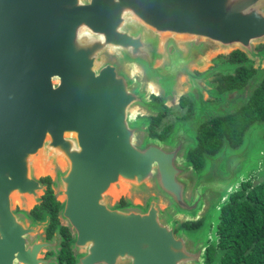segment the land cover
<instances>
[{
    "label": "water",
    "instance_id": "1",
    "mask_svg": "<svg viewBox=\"0 0 264 264\" xmlns=\"http://www.w3.org/2000/svg\"><path fill=\"white\" fill-rule=\"evenodd\" d=\"M257 42L264 0H0V174L18 166V133L41 130L61 163V214L75 234L76 264H204L208 229L175 232L160 203L195 218L209 193L215 232L251 161L233 158L221 177L217 159L207 175L185 177L191 167L179 158L194 141L181 130L166 147L143 139L147 122L136 118L152 104L139 83L170 95L209 45L260 59ZM119 183L144 196V208L130 200L116 207L108 191Z\"/></svg>",
    "mask_w": 264,
    "mask_h": 264
},
{
    "label": "rangeland",
    "instance_id": "2",
    "mask_svg": "<svg viewBox=\"0 0 264 264\" xmlns=\"http://www.w3.org/2000/svg\"><path fill=\"white\" fill-rule=\"evenodd\" d=\"M209 50L205 51V55L200 62H193L189 65L188 70L193 77L188 78L186 76H181L178 79V85H176L174 92L170 95H164L162 92L157 91L155 94H150L147 90L143 88V83H139L140 90L144 91L145 97L152 101L154 97L161 98L164 103V106L171 109L167 118L164 119L161 126L158 127V130H161L163 127L167 125L173 124L175 127L173 129V133H171V141L172 135L175 133L184 131L188 138L194 141L195 131L198 128L199 124L203 122H207L212 117L216 115H225L231 114L236 111L240 106H242L248 97L251 95L254 89H256L261 81L264 79V42L254 43V48L257 54L261 56V58L249 59L247 62V66L255 69L256 73L254 76L248 81V84L243 90L240 91H231L226 94H218L216 92V80L219 76L233 74L235 70V66L227 65L225 62L226 56H228L231 52L235 51L237 48L232 49H221L214 45H209ZM177 89V91H175ZM153 96V97H152ZM187 98L192 100L195 104V111L192 114L191 118L187 121H179V118L184 114L185 109L180 108V99ZM186 114V111H185ZM157 112L155 111H140L138 113L137 118H149L151 116H156ZM149 123V122H148ZM163 125V126H162ZM149 125L147 124V128ZM181 130V131H180ZM143 139H149V134L144 133ZM165 147L170 146L166 144V142H161ZM193 143H189L191 146ZM188 146V145H187ZM184 145L183 151L179 158V164L181 166H185L186 163V153L189 149ZM187 148V149H186ZM246 156L250 161L251 165L249 170L245 173L246 175L241 178V184L236 186V190L241 189V185L247 183L245 188V193L247 194L252 188L256 187L258 184L262 183L264 180V122H256L254 123L245 133L243 138L242 145L236 149H229L227 144H224L221 151L212 157H209L206 161V165L203 171L199 174L202 176L203 174L207 175L213 168V164L217 159H221L219 165V175L224 177L228 174L227 164L233 158L237 156ZM248 164V163H247ZM61 163L58 159L53 162L52 168V178L55 179L57 173L61 172ZM185 177L191 176L193 179L197 180V174L194 170L188 169L185 173ZM145 189H149L147 186ZM145 189H139V191H145ZM135 191H138L134 189ZM55 194L57 195L59 200H62V196L60 194V188L58 185L54 186ZM153 189L150 191L152 192ZM148 192V194H152ZM231 192V191H230ZM123 194V195H122ZM209 193H206L203 196V207L200 212L197 214L195 218H188L185 216H180L174 213V211L170 208V206L165 203H160V209L166 216L168 220L175 224L177 230H180L181 225L186 221H199L203 220V227L200 230L199 235L205 232L207 229L208 234L210 236V243L214 245L215 250V258L213 264H221L222 258L224 256L225 251L221 248H218L220 243L218 234H220V228L218 225L216 227V231L214 232V226L217 223L213 221V217L215 218L214 208H217L216 200L213 196H208ZM125 196L127 200H130L135 206H145V198L141 195H131L127 190L124 189V192L119 194ZM119 195L116 200L119 199ZM245 196V195H244ZM244 196L242 199H244ZM226 201V198L223 201ZM63 225H66V221L62 220ZM197 236V235H196Z\"/></svg>",
    "mask_w": 264,
    "mask_h": 264
},
{
    "label": "flooded vegetation",
    "instance_id": "3",
    "mask_svg": "<svg viewBox=\"0 0 264 264\" xmlns=\"http://www.w3.org/2000/svg\"><path fill=\"white\" fill-rule=\"evenodd\" d=\"M190 101L194 104L192 100ZM179 105L186 111L187 107L182 106L181 99ZM165 108L166 110L152 116V118L158 117L159 122L148 123V129L158 134L170 129L168 135L165 139L158 137H149V139L160 143L165 141L169 145L175 126L171 124L158 130L171 110L166 106ZM185 111L179 118L180 122L189 120L194 113L187 116ZM31 133L33 136L28 135V137L24 133H18V138L12 143V150L15 152L12 158L16 160L18 166H14L15 168L9 173H4V176L0 174V192L10 191L7 199L0 200V264H31L32 254L41 261L38 264H76L78 254L72 245L75 243V234L68 224L62 223L63 201L58 199L54 191V186L59 182L58 173L55 179L52 178V165L56 160L51 152L48 155L45 133L43 134L41 130L38 132L39 136H35L34 132ZM195 141L194 137V143ZM208 158L206 157V161ZM25 164L26 168L20 169L19 166ZM119 187L120 191L125 189H122L123 185ZM111 188L115 189L113 186ZM120 191L119 194L124 192L120 193ZM122 195H119L116 202L114 201L116 207L124 208L128 205V200ZM199 221L203 225V220ZM177 231L176 229L175 232Z\"/></svg>",
    "mask_w": 264,
    "mask_h": 264
},
{
    "label": "trees",
    "instance_id": "4",
    "mask_svg": "<svg viewBox=\"0 0 264 264\" xmlns=\"http://www.w3.org/2000/svg\"><path fill=\"white\" fill-rule=\"evenodd\" d=\"M225 62L235 66V70L233 74L217 78V92L224 94L228 91L243 90L256 73L255 69L247 66L248 57L235 50L226 56ZM151 104V111L159 113L166 110L163 101L157 97L153 98ZM181 104L187 107V116L194 112V104L187 98H181ZM141 120H145L147 124L159 122L158 117L152 116ZM256 122H264V79L236 111L216 115L199 125L195 134L196 141L186 153L187 164L200 174L204 169L206 157L217 155L224 143L233 150L238 149L245 133ZM147 131L149 137L165 139L170 129L164 130L162 134L148 128ZM246 185L247 183H243L240 190L229 195L218 217V248L225 251L221 264H264V180L244 194ZM202 227L201 221L185 222L180 229L188 236H196ZM215 249L210 243L204 252V264L214 263Z\"/></svg>",
    "mask_w": 264,
    "mask_h": 264
},
{
    "label": "bare ground",
    "instance_id": "5",
    "mask_svg": "<svg viewBox=\"0 0 264 264\" xmlns=\"http://www.w3.org/2000/svg\"><path fill=\"white\" fill-rule=\"evenodd\" d=\"M149 92H150V94L153 92L155 95H158L156 92V90L154 89V88H149ZM152 93V94H153ZM119 185H121V183H119ZM119 191L120 190H115V189H113V188H109V191H108V193L114 198V199H117L116 197L118 196V194H119ZM124 190H122V191H120V193L121 192H123ZM113 194H115L114 196H113ZM31 206V205H30Z\"/></svg>",
    "mask_w": 264,
    "mask_h": 264
}]
</instances>
